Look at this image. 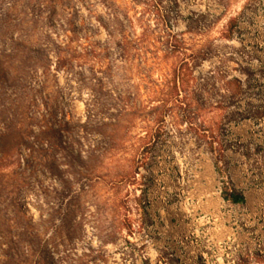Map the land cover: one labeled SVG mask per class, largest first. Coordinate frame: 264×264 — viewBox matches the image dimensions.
<instances>
[{
  "label": "rangeland",
  "instance_id": "1",
  "mask_svg": "<svg viewBox=\"0 0 264 264\" xmlns=\"http://www.w3.org/2000/svg\"><path fill=\"white\" fill-rule=\"evenodd\" d=\"M0 264H264V0H0Z\"/></svg>",
  "mask_w": 264,
  "mask_h": 264
},
{
  "label": "trees",
  "instance_id": "2",
  "mask_svg": "<svg viewBox=\"0 0 264 264\" xmlns=\"http://www.w3.org/2000/svg\"><path fill=\"white\" fill-rule=\"evenodd\" d=\"M164 37L166 38L162 43L168 48H177L182 43V41L178 38V33L168 27L164 31ZM170 84H172V90L180 92V90L186 85V80L184 78H172ZM223 197L225 200L230 201L233 204H243L246 201L243 193L228 187L224 189Z\"/></svg>",
  "mask_w": 264,
  "mask_h": 264
}]
</instances>
